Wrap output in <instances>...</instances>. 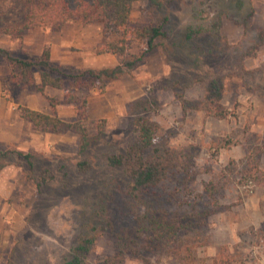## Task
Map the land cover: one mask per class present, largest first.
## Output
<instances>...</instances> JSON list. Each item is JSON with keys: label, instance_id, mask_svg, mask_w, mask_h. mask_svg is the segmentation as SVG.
<instances>
[{"label": "rangeland", "instance_id": "374dc122", "mask_svg": "<svg viewBox=\"0 0 264 264\" xmlns=\"http://www.w3.org/2000/svg\"><path fill=\"white\" fill-rule=\"evenodd\" d=\"M0 9L18 10L8 0H0ZM149 11L144 1L136 2L130 24L140 27L166 15V48L158 46L103 91L79 93L88 101L89 133L103 131L82 153L76 133L38 131L19 116V106H26L73 121L75 105L63 101L62 90L48 87L41 94L15 86L0 57V150L31 152L35 174L43 168L52 173L38 190L23 166L0 169V264H64L107 192L114 229L97 234L85 264H110L118 230L132 221L122 192L127 179L120 169L106 167L100 154L127 149L139 114L156 123V146L175 157L169 178L154 191L160 206L182 213L194 205L204 215L203 224L179 232V245L184 249L197 238L194 264H212L221 253L229 255L230 264L256 263L255 246L264 242V228L252 215L257 204L264 208V0H173L159 13ZM244 20L246 27L238 23ZM190 30L199 33L186 39ZM106 37L102 25L74 19L59 28H31L20 38L0 35V45L20 56L38 55L49 46L53 62L78 69L113 66L141 49L134 43L124 54H97ZM217 76L224 85L219 104L233 112L226 118L207 114L204 105V86ZM47 96L57 100L55 108ZM141 98L152 109L128 113L129 104ZM81 162L87 163L83 169ZM252 166L258 168L256 178ZM170 252L125 253L122 264H181Z\"/></svg>", "mask_w": 264, "mask_h": 264}, {"label": "trees", "instance_id": "16d2710c", "mask_svg": "<svg viewBox=\"0 0 264 264\" xmlns=\"http://www.w3.org/2000/svg\"><path fill=\"white\" fill-rule=\"evenodd\" d=\"M18 8L13 13L0 9V35L11 38L22 37L29 29L39 26L59 28L67 21L78 19L83 23L102 25L107 39L99 43L97 54H124L134 43L141 49L108 67L74 68L59 65L52 61L49 46H44L38 55L20 56L12 50L0 45V57L9 64V79L19 87H29L44 94L45 88L63 91V101L75 105L77 118L67 121L55 113L49 114L26 106H19V116L28 121L32 128L38 131L63 134L74 132L79 136V153L86 151L93 143L102 137L103 131L96 135L90 134L85 125L88 115V101L80 92L97 89L103 91L107 83L128 74L135 66L144 61L162 42L169 38L167 29L168 17L160 16L155 22L140 27L130 24V16L136 2L144 1L151 13H159L171 5L173 0H8ZM246 27V20L239 22ZM199 30H190L185 35L191 39L198 35ZM263 43L261 36L258 44ZM165 50V45H163ZM36 79L38 81H36ZM223 82L220 77L209 78L204 89V105L207 114L226 118L233 114L219 104L222 97ZM52 108L57 100L47 96ZM154 102V100H153ZM152 109V103L138 99L128 106V113L147 112ZM135 139L124 152L101 153L100 158L108 168H117L126 177L122 192L127 199L132 224L128 228L118 230L117 254L109 260L110 264H122V256L130 253L141 257L145 252L168 251L177 256L181 264H194L193 247L197 238L189 239L184 249L179 245L177 235L183 229L201 225L204 222L202 212L191 205L187 211H171L160 206L154 191L169 178L174 166L175 157L170 151L155 144L157 125L150 118L141 114L133 118ZM12 156L14 162L7 158ZM35 155L20 150H0V169L8 164L23 166L27 179L32 180L38 190L49 181L52 173L43 168L38 174L34 170ZM86 162L79 163V168ZM258 171L257 166L249 168L252 177ZM264 178V176H263ZM188 179L183 180V182ZM173 193L167 198L171 201ZM99 206L93 211L86 234L79 235L69 248L64 264H85V259L95 243L97 234L114 229L108 213L110 194L100 198ZM208 213V212H206ZM228 254L221 253L213 258L212 264H230Z\"/></svg>", "mask_w": 264, "mask_h": 264}, {"label": "built area", "instance_id": "2783aa9c", "mask_svg": "<svg viewBox=\"0 0 264 264\" xmlns=\"http://www.w3.org/2000/svg\"><path fill=\"white\" fill-rule=\"evenodd\" d=\"M254 250L255 264H264V242L257 244Z\"/></svg>", "mask_w": 264, "mask_h": 264}, {"label": "crops", "instance_id": "0c3cea01", "mask_svg": "<svg viewBox=\"0 0 264 264\" xmlns=\"http://www.w3.org/2000/svg\"><path fill=\"white\" fill-rule=\"evenodd\" d=\"M253 217L255 216L256 222L255 225L259 226L258 224L262 225V228H264V223H261L263 217H264V208L259 206L258 204L255 206L253 212ZM261 240V239H259Z\"/></svg>", "mask_w": 264, "mask_h": 264}]
</instances>
